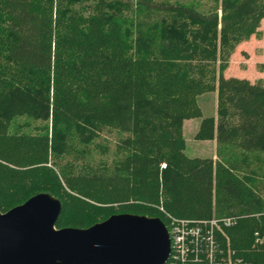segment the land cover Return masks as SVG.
<instances>
[{
  "label": "trees",
  "instance_id": "trees-1",
  "mask_svg": "<svg viewBox=\"0 0 264 264\" xmlns=\"http://www.w3.org/2000/svg\"><path fill=\"white\" fill-rule=\"evenodd\" d=\"M263 18L264 0H0V212L47 192L56 228L231 217L230 248L264 264V86L223 75ZM190 118L214 163L184 153Z\"/></svg>",
  "mask_w": 264,
  "mask_h": 264
},
{
  "label": "water",
  "instance_id": "water-1",
  "mask_svg": "<svg viewBox=\"0 0 264 264\" xmlns=\"http://www.w3.org/2000/svg\"><path fill=\"white\" fill-rule=\"evenodd\" d=\"M60 201L39 192L0 212V264H165L161 218L118 213L88 227L56 228Z\"/></svg>",
  "mask_w": 264,
  "mask_h": 264
},
{
  "label": "built area",
  "instance_id": "built-area-1",
  "mask_svg": "<svg viewBox=\"0 0 264 264\" xmlns=\"http://www.w3.org/2000/svg\"><path fill=\"white\" fill-rule=\"evenodd\" d=\"M164 217L170 241L165 264H249L230 248L224 232L235 223L234 218L189 219L166 213ZM220 237H224L225 245Z\"/></svg>",
  "mask_w": 264,
  "mask_h": 264
},
{
  "label": "rangeland",
  "instance_id": "rangeland-1",
  "mask_svg": "<svg viewBox=\"0 0 264 264\" xmlns=\"http://www.w3.org/2000/svg\"><path fill=\"white\" fill-rule=\"evenodd\" d=\"M223 75L226 78L246 79L250 83H260L264 86V18L260 20L256 33L235 47L228 59ZM203 104L206 110L215 113L216 93L207 95V100L203 101ZM197 119L190 118L182 122L181 133L185 142L184 153L190 158H211L214 163L218 159L215 139L206 142L194 139L195 134L193 135V133L199 121ZM109 136L112 145H114L116 138L113 134ZM258 164L257 162L255 166L259 167ZM260 180L261 183L264 182L262 178ZM260 192L262 197H264V188ZM159 211H161L160 208ZM261 241L262 238L260 239Z\"/></svg>",
  "mask_w": 264,
  "mask_h": 264
},
{
  "label": "crops",
  "instance_id": "crops-1",
  "mask_svg": "<svg viewBox=\"0 0 264 264\" xmlns=\"http://www.w3.org/2000/svg\"><path fill=\"white\" fill-rule=\"evenodd\" d=\"M196 120V119H195ZM197 120H199L198 121V123H197V125H196V127H195V130H194V133H193V135L196 133V131L198 130V126H199V123H200V119H197ZM197 141H202V142H206V141H209V140H197Z\"/></svg>",
  "mask_w": 264,
  "mask_h": 264
}]
</instances>
